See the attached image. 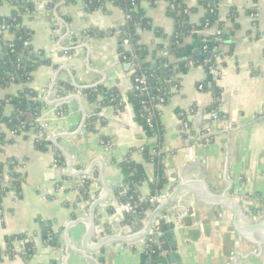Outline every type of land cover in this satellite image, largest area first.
<instances>
[{"label": "crops", "instance_id": "obj_1", "mask_svg": "<svg viewBox=\"0 0 264 264\" xmlns=\"http://www.w3.org/2000/svg\"><path fill=\"white\" fill-rule=\"evenodd\" d=\"M52 1L32 0L34 13L24 19L35 49L51 60L29 82L42 103L38 120L46 125L50 147L40 151L34 132L13 137L1 125L7 136L0 141V160L16 161L23 182L20 193L9 190L1 198L0 244L9 235L26 234L35 247L27 259L17 244V254L3 252L0 264H150L148 241L154 232L166 236L176 264H264V245L238 229L229 205L236 203L251 222L264 219V0H219L220 17L230 28L223 44L232 54L222 59L220 69L181 65V89L157 107L162 136L142 117L132 65L119 55L125 12L112 4L89 11L84 0ZM189 4L197 6V0ZM10 11L0 4V15ZM135 11L150 25L138 27L136 34L145 46L143 63L151 65L163 54L164 40L155 29L170 35L174 20L163 1L155 6L142 1ZM205 13L198 7L191 22L198 27ZM214 32L194 30L185 48L198 53L199 36ZM213 84L222 89L219 118L210 121L212 139L201 144L197 136L214 103ZM95 86L118 90L123 108L109 94L90 102L80 91ZM20 89L16 84L0 89V98ZM11 111L7 106L5 114ZM180 115H187L189 123ZM148 155H159L160 164ZM127 159L125 168L121 163ZM81 184L87 193L77 187ZM181 185L188 189L147 233L157 206L137 231L112 212L131 189L143 198H168ZM157 242L156 264H171L169 252Z\"/></svg>", "mask_w": 264, "mask_h": 264}, {"label": "trees", "instance_id": "obj_2", "mask_svg": "<svg viewBox=\"0 0 264 264\" xmlns=\"http://www.w3.org/2000/svg\"><path fill=\"white\" fill-rule=\"evenodd\" d=\"M64 0H53V4L61 3ZM142 1L149 2L150 6H155L159 1L167 4V13L174 20V31L167 35L160 29H155L158 37H161L163 43L159 45V50L163 52L154 64L145 65L143 55L145 46L139 42L136 30L138 27L149 28L148 20L143 18L135 11V7ZM86 8L89 11L105 10L108 4L115 5L125 12L129 19L120 35L119 55L122 61L129 62L132 65L131 79L134 84L135 93L140 104L141 115L144 119H151L154 131L160 136L163 135V127L159 123L160 109L156 104L164 99L166 104L176 93L173 90L181 89V79L178 76L181 65L188 67L189 63L194 65H203L205 68H223L222 59L226 55L232 54L231 46L223 44L230 37V28L220 17L219 0H197V6H191L190 0H84ZM7 4L11 11L7 15H0V89L7 88L12 84L21 87L16 95H6L0 98V141L3 140L7 133L17 136L34 132L35 145L40 151H48L50 142L48 141V132L39 124V114L42 103L37 91L29 86L33 73L43 65H50V59H42L41 52H38L32 44L33 31L25 25L24 19L32 16L35 4L32 0H0V4ZM203 8L206 13L201 19L198 27L191 22V16L197 9ZM197 29H215L214 34L199 36L200 51L195 53L188 52L184 43L186 38ZM220 32V33H219ZM91 30L89 34H93ZM229 33V34H228ZM203 37L205 38L203 40ZM128 41L130 46L124 45ZM2 55V57H1ZM185 55L184 61L173 62L174 56ZM136 56V57H135ZM221 59V60H220ZM134 65V66H133ZM187 70V69H186ZM136 78H144L146 85H139ZM67 89H73L72 86L66 85ZM141 87H146L143 91ZM207 88V87H206ZM209 88V87H208ZM211 90L214 96V103L207 112H218V104L222 96V89L213 84ZM90 102H100L99 97H105L109 94L110 101L119 109L123 108V99L118 90H105L103 86L83 88L80 90ZM105 102V101H104ZM103 105V101H101ZM7 106L12 107L9 115L5 114ZM147 108H149L147 110ZM180 117L184 122L189 123L187 115ZM96 120H91L92 126ZM1 125L6 131L1 130ZM12 132L15 134L13 135ZM104 141L107 139L104 137ZM157 146L154 147L157 150ZM1 155V149H0ZM56 159L60 161L61 154L56 153ZM149 159L155 160L158 164L161 159L159 155H148ZM63 161V159H62ZM61 161V162H62ZM128 159L121 163V166H128ZM135 181L141 180V175L130 177ZM23 176L17 169L16 161L9 159L0 160V205L3 194L9 190L17 193L21 192ZM88 182V180H84ZM82 193L86 192L85 184L77 185ZM130 203V211H124L123 225L131 226L136 231L143 226L145 212L147 209H153L150 204V198H143L138 189H131L121 199V203ZM116 212V209L112 211ZM28 240V241H27ZM20 241H27L24 248L19 254L29 258L34 252V242L26 234H14L5 238L4 244H0V256L3 252L10 256L17 254ZM19 249V248H18ZM155 251V253H152ZM148 261L150 264H156L161 252L158 243L151 248L148 247Z\"/></svg>", "mask_w": 264, "mask_h": 264}, {"label": "water", "instance_id": "obj_3", "mask_svg": "<svg viewBox=\"0 0 264 264\" xmlns=\"http://www.w3.org/2000/svg\"><path fill=\"white\" fill-rule=\"evenodd\" d=\"M1 57H2V55H1ZM41 58L43 59L44 57L41 56ZM184 189H188L187 185L178 186L174 190L172 195L168 196V198H167V196H165L166 201H163L157 205V208H156L154 215L151 219L150 225L146 228V233H147V231H149L148 230L149 228L153 227V225H154L153 221H155L160 215H162L165 212V210L172 203H174L176 199L179 198V195L181 194V192ZM229 205L235 214V224L237 225L238 229L243 234H245L247 237H249L250 239L255 240V242H257L258 244L261 243L264 245V219L258 220L256 222H251L250 219L248 218V216L245 215L244 211H242V209L236 203L229 202ZM254 220H257V219H254ZM153 238L155 240H158L162 244V248L165 251L169 252V255H168L169 262H171V264H176V257L174 255V253L171 251V247L167 241L166 236L160 235L158 233V234H154ZM124 240H126V238H124ZM130 240H132V239L130 238Z\"/></svg>", "mask_w": 264, "mask_h": 264}, {"label": "built area", "instance_id": "obj_4", "mask_svg": "<svg viewBox=\"0 0 264 264\" xmlns=\"http://www.w3.org/2000/svg\"><path fill=\"white\" fill-rule=\"evenodd\" d=\"M129 19V16H127V20ZM220 33V32H219ZM124 45H126L127 47H129L128 45V41H124ZM130 48V47H129ZM136 57V56H135ZM134 66V65H133ZM215 76H219L220 75V71L216 70V69H211L210 70ZM139 85H146V80L144 78H136L135 80ZM202 88V85L200 86ZM141 89L143 91L146 90V87H141ZM174 92H177L178 90L174 89ZM164 99L160 100V103L156 104V107H160L161 105H163ZM149 108H147L148 110ZM219 118V115L216 111H211L208 112L207 114V121L203 126V129L201 131H199L197 139L198 142L203 144L206 143L208 141H210L212 139L213 136V131H212V123L213 121H216ZM211 120H213L212 122H210ZM147 121L149 122L150 125H152L151 119H147ZM40 125L46 129V125L41 124ZM185 130H189V125L185 124L184 125ZM12 134L14 135L15 133L12 132ZM48 138V137H47ZM59 187H63L61 185H59ZM165 200V197L163 195H156L153 197H150V204L157 206L158 204H160L161 202H163ZM132 208V205L130 203H119L116 205V212H115V216L118 217L119 222L123 221L124 219V211H130ZM151 209H147L145 212V218H144V222L147 221L150 213H151ZM153 234H158V232H154ZM28 241V240H27ZM27 241H20L18 244L20 245V249H22V247L24 248L25 243ZM157 242V240H155L153 237L150 238V240L148 241V247L151 248L153 246V244L155 245ZM152 253H155V251H152Z\"/></svg>", "mask_w": 264, "mask_h": 264}]
</instances>
